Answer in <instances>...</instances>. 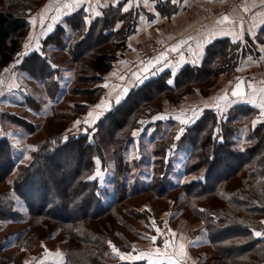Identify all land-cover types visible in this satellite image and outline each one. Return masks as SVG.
Segmentation results:
<instances>
[{
	"label": "trees",
	"instance_id": "1",
	"mask_svg": "<svg viewBox=\"0 0 264 264\" xmlns=\"http://www.w3.org/2000/svg\"><path fill=\"white\" fill-rule=\"evenodd\" d=\"M45 1L0 0V74L8 64L16 63L18 71L25 72L43 84L48 99L56 98L54 96L61 87L60 76L46 50L47 46L53 45L67 54L74 63L73 82L68 86V93L87 99L85 103H73L72 115L77 117L87 111L89 104L99 99V92L104 89L105 74L113 67L118 52L123 56L127 38L135 31L136 22L125 24V16H130L127 11H123L122 2L102 8L101 14L88 23L84 9H79L55 23L52 31L40 41L38 49L18 57V53H24L32 16ZM156 8L167 15L177 9L169 1L157 2ZM135 11L136 21L138 11ZM246 38L249 37L244 39ZM87 41V46L82 48ZM260 41L261 39L258 40ZM241 43L227 38L213 40L206 45L203 61L199 65H185L173 76L168 71L162 72L130 90L121 103L104 113L86 134L72 135L65 140L57 135L44 138L31 151L28 163H16L7 140L2 138L0 182L5 181L15 170L11 178L13 190L28 208L27 226L15 231L20 232L17 243L28 241V251L31 250L34 231H48V223L39 225V220H46L55 222L57 225L53 229L58 228L59 234L67 235L69 239L64 264H149L146 260L112 262L105 259L104 254L110 251L111 229L100 226V232L96 233L86 226L89 221L119 216L114 210L124 204L123 199L110 198L108 188L99 186L95 181L97 179H88L94 171L95 148H102L98 143L88 141V134L93 132L95 139L100 135V129L106 132L107 128L111 143L113 129L119 131L126 128L127 124L124 122L141 106L145 107V111L146 107H150L149 112L157 111L152 109L151 101L160 93L171 95L164 94L165 97L162 98L169 104L181 102L195 93L194 89L197 87L202 96L206 95V89L216 79L235 71L242 59L249 56V49H240ZM118 57L121 58L120 55ZM99 75H102L101 80ZM169 80L172 81L171 84L168 83ZM84 84L85 88H79V85ZM149 89L152 91L146 94ZM239 97L243 96L231 99ZM30 101L38 108L39 104L35 99ZM124 108H127L126 115L120 120L117 113ZM161 110L162 108L158 112ZM257 113L255 108L238 103L227 111L225 118H219L215 108H206L184 128L180 138V144H188L190 148L184 167L186 174L204 170L203 180L191 181L183 189L188 200L193 202L190 205L192 208L189 206L192 214L202 221L208 244L217 254L213 259L214 264H264V237L253 235L254 230L264 229V223H261L264 221V118L248 133L247 140H255L251 146L241 149L236 140V134L240 130L237 124L242 122L244 116L256 118ZM138 115L131 119L134 125L139 124ZM2 116L12 125L28 131H33L36 126L16 115L4 113ZM161 123L157 121L154 127L159 129L160 126L157 125ZM130 128L131 125L128 129ZM160 151L162 150L155 149L153 152L157 154ZM112 154L117 158L115 162L117 160L121 163V156L115 147ZM75 158L78 163L72 172L69 185L59 189L56 184L63 176L64 161ZM52 160L56 162L53 164ZM228 160L236 161V164L230 166L226 164ZM48 168L52 169V174L45 177L42 170ZM158 171L161 173L160 169ZM166 178L169 175L164 176L160 187H163L164 181L167 183ZM3 198L0 195V220L19 222L24 219V215L12 205L6 204ZM77 205H82L85 210L77 217L65 218L54 213L56 206H61L63 211H69ZM201 209L204 211H200ZM12 232L6 233L1 239L8 238V234ZM1 239L0 264H9V257L1 255L4 252Z\"/></svg>",
	"mask_w": 264,
	"mask_h": 264
},
{
	"label": "rangeland",
	"instance_id": "2",
	"mask_svg": "<svg viewBox=\"0 0 264 264\" xmlns=\"http://www.w3.org/2000/svg\"><path fill=\"white\" fill-rule=\"evenodd\" d=\"M52 7H54V2L50 0L49 11L52 10ZM135 12L134 8L128 9L127 13L130 17L125 16L124 21L126 25H130V22H135ZM99 13L101 14V12ZM41 15L44 16V13L39 9L33 14L32 17H35V19L33 20L34 23L32 22L31 24V28L39 30ZM117 25L120 24L118 23ZM36 35H31L30 41L36 38ZM259 39L260 37L255 38L257 42ZM241 42L240 49H249V56L255 57L257 55V46L254 40L246 38ZM87 43L88 41L83 44L82 48H85ZM46 50L51 57H49L50 61L56 66L55 68L58 70L60 76L61 87L59 93L54 96L56 98L48 99L43 84L40 81L30 79L28 77L29 75L25 72H19L17 76V80L22 88L18 87L16 89L18 92L14 90L16 94L7 92L6 86L10 85V79H12L10 77L14 75L12 72H9L12 71L10 68L11 64L5 67L10 69L5 71L3 78H0V95L2 94L0 96V140L2 138L7 140L12 157L16 163H28L30 159H25V157H30L31 151L37 148L44 138L47 139L48 137L57 135L61 140H65V138L72 135L86 134L87 130L92 128V124L89 122L85 124L82 121L84 120L82 115H78L77 117L72 115V105L75 101H79L80 103L87 102L86 98L68 93V83H70V79L73 78L74 73L73 60L51 44L46 47ZM119 55L122 57L121 53L118 52L116 61L120 59L118 57ZM71 69L73 70L72 72H70ZM237 74V71H233L220 76L209 86V89H206L208 93L204 96L199 93L198 87L197 89L195 88V93L190 96L197 97L199 100H186L191 102L189 104L190 106L194 102L202 101V106L215 108L217 113H219V118H225L227 111L242 100L241 98L231 99L228 96V92L232 88V83L234 80H237L235 77ZM101 77L102 75L98 76L99 80H101ZM57 79L59 80V77ZM246 80H248V77ZM224 83L226 84L224 85ZM81 87L85 88V84L79 85V88ZM104 90L105 88L99 92L100 96L103 95ZM151 91L149 89L146 94H149ZM225 93H227V98L219 101L218 109L216 106V98L224 96ZM164 94L169 93H160L159 96L157 94L154 100L151 101L152 109L157 110L155 112H158L163 107L164 102H168L162 99L165 97ZM30 99L37 101L39 104L38 108H36L35 103L30 101ZM161 101L163 103H160ZM193 108L196 107H190L189 110ZM146 109L145 111V107L142 108L141 106L137 112L133 113L131 118L124 122V124H127L126 128H122L119 131L114 128L111 134V143L108 139L109 129L107 128H105L106 132L100 129V135L95 137V139L92 136L93 132L90 135L88 134V141L96 142L100 148L102 147L100 150L95 148L96 154L93 158L94 171L91 176H96L95 179L97 180L95 181L99 186L108 188L110 198L116 197L119 200L123 199L124 204L114 210L119 216H107L95 222L89 221L86 222V226L96 233L100 232L102 227L111 229V245L115 246L120 253L131 254L133 256L138 255L140 252H147L148 249L155 248L154 246H158L160 249L164 248V240L172 239L168 229L175 232L177 228H186L190 230L188 238H193V240L197 241L193 251L202 255V258L199 259L201 264H204V261L209 264H214L213 259L217 257V254L213 252L208 244L207 233L204 230L202 221L192 214L190 209L192 206L190 205L193 202L188 200L183 189L184 185L191 181L203 180L204 170L186 174L184 167L186 159L189 156L190 148L188 144L186 146L184 145L185 143L180 144V138L183 134H180L181 128L176 122L169 120H165L161 125H157V127L160 126L159 129L154 127V117L152 116L156 113L153 111L149 112L150 107H146ZM126 110L127 108H124L117 113L118 119H123L124 115H126ZM4 113L25 118L29 123L31 122L36 126H34L33 131H28L21 127L18 128L2 116ZM151 113L154 114L149 116ZM136 114H139L137 120L139 122L138 125H134L132 123L133 120H131ZM244 117L242 122L237 124L240 130L239 134H236L237 146L241 149L251 146L255 141L252 139L248 141L247 136L249 131L255 129L253 121H257V118H252L253 116ZM76 121H80V123L74 126V122ZM129 125H131V130L128 129ZM83 129L86 130L85 133ZM133 132H136L135 136H133ZM178 134H180V138L175 141L174 139ZM111 144H114V146ZM114 147L119 151L122 159L121 163L117 160L115 162L117 158H114L112 154ZM155 149H161L162 151L154 154L153 151ZM51 162L54 164L56 161L52 160ZM77 163V158L64 161L63 176L58 180L59 183L56 184L59 189L69 185L72 172L76 168ZM226 164L230 166L235 165L236 161L228 160ZM159 169L162 174L158 171ZM50 173L52 174V169L50 168L42 170V175L45 177ZM14 174L15 170L5 181L0 182V195L4 196L3 199L6 204L12 205L16 211L22 213L24 219L19 222L0 220V239L7 232L14 231L8 234V238L1 239L4 250L1 255H4L5 258L9 257V264H22L21 257L28 255L29 243L28 241L17 243L20 232L15 231L20 228L22 230V227L27 226V217L29 216L26 203L13 190L11 178ZM165 175L166 177L169 175V178H166L167 183L164 181L163 188L160 185ZM83 212L85 210L82 205H77L69 211H63L61 206H56L54 209L56 216L65 218H74ZM153 221H155V225H153ZM47 223L50 225L48 231L38 229L32 234V241L35 240L33 244L35 252L39 245L38 251L35 254L42 256V258L48 257V260L51 258L54 260L53 263H65V254L68 250L69 239L67 235L61 236L57 231L58 228L53 229L57 225L55 222L39 220V225H47ZM156 228L160 229L159 233L156 232ZM256 231L263 232L264 229L258 228ZM154 235L157 236L155 243L148 238ZM36 238L40 239L37 240ZM42 243L45 244L41 249L40 244ZM133 247L135 251H133ZM34 250L31 251L34 252ZM104 257L112 262L123 261L112 251L111 246L109 253L104 254ZM133 260L139 261L146 259L141 258L128 261ZM24 264L31 263H27L26 261Z\"/></svg>",
	"mask_w": 264,
	"mask_h": 264
},
{
	"label": "crops",
	"instance_id": "3",
	"mask_svg": "<svg viewBox=\"0 0 264 264\" xmlns=\"http://www.w3.org/2000/svg\"><path fill=\"white\" fill-rule=\"evenodd\" d=\"M49 1L50 0H46L40 7L44 16L41 15L39 30L31 28V24L35 19V17H32L30 30L24 43V45H29V48L26 49L24 47V53L38 49L40 41L52 31L55 23H58L63 17L79 9H84L88 22H90L93 17H96L95 14L101 12L102 8L108 5H116L118 2H122V7L124 8H134L138 11L135 21V31L127 38L123 56L117 60L113 64L111 70L105 74V80L103 82V88H105V90L103 95L100 96L96 102L89 104L87 111H85L84 115L82 114L84 119L82 121L85 122V124L86 121L89 123L91 121V118L87 115L89 112L101 111V109H96L95 106L100 103L102 98L107 102L121 93L124 88H127L129 92L162 72L168 71L173 76L185 65H199L201 61H203L206 45L215 39L227 38L232 42H237L244 40L245 37L252 38L255 41L257 55L255 57L249 56L242 59V62L235 70L238 73L235 76L236 79L242 77L246 85V94L243 97H239L242 99L239 104L243 102L242 104H247L258 110V114H256L257 123L263 120L264 116L260 114L261 108L259 105L264 102V93L259 90L264 89V0H247L230 8L228 11L223 10V6L228 0H180L179 3H173L172 0H147V2L146 0H52L54 2V7H52L50 11ZM167 1L172 5H176L177 8L176 11L170 15L161 13L156 8L157 2L166 3ZM245 8L248 10L245 11ZM224 15L229 17V22H225L224 24L217 23ZM33 34H37L36 38L30 41L31 35ZM256 37H260L261 41L257 42L255 40ZM147 39L159 41L162 44V50L148 59H139L136 52V45ZM173 46H177V51L173 52L169 50L167 51L166 59H162L158 64L153 63L149 65L148 62L150 60L154 61L162 52H165L166 49H170ZM193 61H196V63H193ZM16 66V63L14 65L11 64L10 68L12 71L9 72H12L14 75L10 77L12 78L10 79V85L6 86L7 92H13L14 94H16L14 90L18 92L16 90L18 87L22 88L17 80L20 71L16 69ZM10 68H3L0 78H3L5 69L9 70ZM145 68L147 71H144ZM72 71L71 69L70 72ZM133 73H136L137 76L134 77ZM121 76H123L124 79H120ZM247 77L248 80H246ZM30 79L33 78L30 77ZM141 80L142 82H140ZM72 82L73 78L70 79V83ZM70 83H68V85H70ZM225 84L226 83H224V85ZM249 84L252 85V89L248 87ZM105 85H107V87H105ZM253 89L256 90L254 93ZM186 99H190L191 101L199 100L197 97L187 96L184 100L176 104L164 102L162 110L152 116L154 118L163 116L164 118H155L153 122L171 120L176 122L180 128L184 129L198 117L203 109L211 108L202 106V101L194 102L192 106H190L189 104L191 102ZM114 105L113 101V106ZM10 106H12V104H10ZM190 107L196 108L189 110ZM106 112L107 111H104L103 114ZM103 114L95 123L100 120ZM181 119H185L189 122L181 124ZM95 123H91L92 126ZM175 233L177 234L175 239L185 245H189V241H194L192 245L186 248V254L175 257L173 260L156 257L154 255L151 259L145 258L149 264H174L175 259H180L181 264H201L199 259L202 258V255L193 251L197 241L193 240V238H188L190 230L186 228H177ZM181 237H183L182 241L180 240ZM34 242L35 240L31 244V250H34ZM44 244L45 243H43V245ZM40 247L42 249V244H40ZM154 247L155 248H151L150 250L148 249V251H154L156 248H159L158 246ZM31 250L27 251L29 252L28 255H25V257L23 255L21 257L22 264L26 263V261L31 264H62L53 263V259L49 258L48 260V257L42 258V256L35 254L37 251L35 252L34 250L33 252ZM172 250V248L168 250H165V248L160 249L162 253L166 251L170 253ZM204 264L209 263L204 261Z\"/></svg>",
	"mask_w": 264,
	"mask_h": 264
},
{
	"label": "snow or ice",
	"instance_id": "4",
	"mask_svg": "<svg viewBox=\"0 0 264 264\" xmlns=\"http://www.w3.org/2000/svg\"><path fill=\"white\" fill-rule=\"evenodd\" d=\"M147 2V0H146ZM173 3H179L180 0H172ZM248 9L245 8V11H247ZM123 11H128V8L125 7L123 9ZM100 13H96V15H99ZM42 22H43V17H42ZM88 21L86 20V23ZM225 22H229V17L227 15H224L220 20L217 21V23L219 24H224ZM234 22V21H233ZM34 23V21H33ZM50 27V26H49ZM117 27H119V25H117ZM235 42V41H234ZM26 49L29 48V45H25L24 46ZM177 51V46H173L171 47L170 49H166L165 52H162L158 57H156L153 60H150L148 63L149 65H152L153 63H156L158 64L162 59H166V56H167V51ZM27 53H18L17 56H23V55H26ZM19 63V61H17ZM193 63H196V61H193ZM53 67H56L55 65H53ZM5 71H8V69H5ZM144 71H147V69L145 68ZM133 76L136 77L137 74L136 73H133ZM120 79H124L123 76L120 77ZM142 82V80L140 81ZM169 84L172 83L171 80L168 81ZM105 87H107V85H105ZM248 87L250 89H252V85L249 84ZM241 89V83H237L235 85V89L232 91V95L233 96H240V95H243V93L240 91ZM256 90L253 89V93L255 92ZM260 92L264 93V89H260L259 90ZM127 92H128V89L127 88H124L122 90L121 93L117 94L112 100H109V101H105L104 98L101 99L100 103L97 104L95 106L96 109H101L100 112H89L87 115L89 118H91V121H90V124L91 123H95V121L103 114L104 111H108L110 110V108L113 106V101H114V104L115 105H119L121 103V101L124 99V97L127 95ZM227 98V93H225L224 96H221V97H217L216 98V106L217 108L219 109V101L221 100H225ZM259 107L261 108V116H264V102H262ZM155 118H159V119H163L164 117L163 116H158V117H155ZM154 118V119H155ZM88 122V121H86ZM189 121L185 120V119H181L180 120V123L181 124H186L188 123ZM258 121H253V126H255V124L257 123ZM80 123V121H76L74 122V126L75 125H78ZM90 126V125H89ZM184 131L183 128L180 129V134H182ZM180 134H178L175 139H179L180 138ZM136 135V132H133V136ZM66 139V138H65ZM25 159H30V157H25ZM97 175H99V173H97ZM96 176H91V177H88V179H95ZM200 211H204L203 209H201ZM261 223H264V221H262ZM153 225H155V221H153ZM157 233L160 232V229L159 228H156L155 229ZM168 231L171 233V236H172V239L169 240V239H165L164 240V248L165 250H168L169 248H172V252H161L159 248H156L154 251H148V252H140L138 253V255H131V254H123V253H120L118 249L115 248V246H112L111 245V242L109 241V245L112 247V251L114 253H116V255H118L120 257L121 260H125V259H129V260H132V259H141V258H149L151 259L154 255L156 257H162V258H166V259H169V260H173L175 257H178V256H182V255H185L186 254V248L189 246V245H192L194 243V241H189V245H185L184 243L182 242H178L175 238H176V233L174 231H172L171 229H168ZM253 235L255 237H264V232H261V231H253ZM149 239H151L153 241V243H155L156 239H157V236H151V237H148ZM183 237L180 238V240L182 241ZM42 247H43V243H42ZM178 248V250H177ZM133 251H135V248L133 247ZM57 255H59V253H57ZM174 264H181V260L180 259H175L174 260Z\"/></svg>",
	"mask_w": 264,
	"mask_h": 264
},
{
	"label": "built area",
	"instance_id": "5",
	"mask_svg": "<svg viewBox=\"0 0 264 264\" xmlns=\"http://www.w3.org/2000/svg\"><path fill=\"white\" fill-rule=\"evenodd\" d=\"M247 0H228L223 6L224 11H228L230 8ZM162 50V44L155 39H147L141 41L136 45V52L139 59H148L158 54Z\"/></svg>",
	"mask_w": 264,
	"mask_h": 264
},
{
	"label": "water",
	"instance_id": "6",
	"mask_svg": "<svg viewBox=\"0 0 264 264\" xmlns=\"http://www.w3.org/2000/svg\"><path fill=\"white\" fill-rule=\"evenodd\" d=\"M237 83H241V89H240V91L243 93V95H240V96H244L245 94H246V85H245V81H244V79L241 77V78H239L231 87L232 88H230V90H229V92H228V96L230 97V98H235V97H238V96H233L232 95V91L235 89V85L237 84ZM85 129H83V132L85 133Z\"/></svg>",
	"mask_w": 264,
	"mask_h": 264
}]
</instances>
